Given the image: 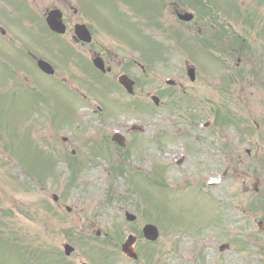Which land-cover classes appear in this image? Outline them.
<instances>
[{"label":"rangeland","instance_id":"374dc122","mask_svg":"<svg viewBox=\"0 0 264 264\" xmlns=\"http://www.w3.org/2000/svg\"><path fill=\"white\" fill-rule=\"evenodd\" d=\"M210 1L212 3L219 2L222 6V8H219L220 16L227 17L233 23V30H230L227 20H223L226 29L230 33L242 34L243 36H247L248 39L253 40L254 51L257 47H262V50H264L263 37H259L260 33L263 32L264 34V11L262 8L258 9L260 5L264 7V0ZM27 3L31 11H34L37 7H42L38 0H27ZM236 3L242 7L241 11L237 13L233 11ZM247 8L251 12H254L256 9L261 12L260 21L262 22H254V25L257 24L256 27H258L259 34L251 33V35H248L245 33V29L236 23L237 21L245 27L247 23L246 19H249L245 15L246 12L249 13ZM13 12L14 16L10 18L13 23L20 16L25 26L31 25L29 12ZM197 24L205 32L208 30V27L199 20H197ZM142 30H145V28L142 27ZM16 33L19 34V37L23 41L27 40V37L26 39L24 38L26 36L24 27H20V32L16 31ZM41 40L43 46L47 47L42 37ZM180 46L182 45L180 44ZM12 50L16 51L14 48ZM220 51L221 49L216 50V55L219 56ZM17 55L25 58L23 52H17ZM253 57L257 60H252L249 64V69L253 74L255 71V78L250 77L246 82L243 81L239 85H234L232 87V94L226 95H230L229 103H231V106L235 104L237 108V95L252 94L250 96L252 106L249 110L252 117L256 119L260 114H264V99L261 98L264 97V91L260 84L262 82L264 85V74H262L264 69L261 67L264 63L260 62L264 60V52L259 51L257 54L255 51ZM221 58L222 61L225 59V53L223 54L222 51ZM143 61L151 66V63L144 59ZM171 63L172 66L168 69V72H174V74L169 73L168 75L180 74L182 72V67L178 68L180 61L174 60ZM234 63L235 59L232 61V64ZM243 65L244 63L241 61L240 67ZM147 73H150V69L147 70ZM183 77L181 74L182 79ZM145 78L149 80H145ZM140 80H142L143 92L147 91L150 88L149 75H143ZM103 81L93 80L98 89H100L101 82ZM62 82L66 84V81ZM38 83L41 87L39 91L43 96L40 100H44L47 103L49 99H52L53 102L57 103L65 111L66 106L62 104L60 97L66 95V93L53 88V83L61 82H55L54 80ZM25 84L34 85L29 81ZM104 85L108 93L101 92L100 94L89 84L81 85L92 96V103L87 98L84 100L80 95L71 96L73 97V101L70 106L76 109V120L72 128H62L60 130L61 126H59L52 132L47 129L46 121H42L40 117L35 116L33 121H31V116L27 117L26 131H29L30 128V132L36 139H40V144L45 148L44 154L54 152L58 161L54 163L50 171L47 169L45 172L40 173L39 176L41 178L48 177L42 180L45 185L26 190L25 186H21L19 179V174L22 173V170L16 168L15 164L12 166V162L8 156H5L3 153L0 154V262L10 259L9 264H55V258L60 253L63 256V243L68 241L77 250L75 254L73 253L72 258L68 260L69 263L76 264L78 260H85L92 264H101L96 261L102 258L104 255L103 251H95L87 245L95 242L96 237H100L99 239L101 240L99 241H102L108 236L116 238L119 233L118 249H110L117 257L115 256L110 264H134L135 262L122 258L120 242H123L128 234L138 238L142 237L140 228L144 224L143 222L147 220L144 211L149 212L154 207L150 216L162 227L177 225L183 226L184 229L188 225L196 228L201 235L206 234L202 239H205L206 242L211 241L212 244H206V248L205 245H201L199 264H264L263 250L257 248L255 243L248 246L245 251L238 248L244 252L243 254L238 252L237 247L239 244L237 246L231 244L230 250L224 252L221 258L215 259L218 248L211 237L214 232L215 223L213 217H210L208 213V203L205 199V196L206 198L208 197V193L202 192L203 194H201V191L194 190V185L197 183L195 177L199 178V175L206 171L211 174L210 170H213L216 166L214 167L212 164H209L206 169L198 170L200 157L194 150L198 148V145L193 147L189 143L185 144V137H177V134H175L178 130L177 128H181L180 126L184 127V130L189 131V126L200 125L201 117L189 120L187 116V113L201 115L200 110L202 106L198 93L192 94L190 89L186 88L185 90L190 96L188 94H184L183 96L180 93H176L172 97H164L162 98V105L156 108L150 101L149 96H146L144 93L134 102L128 99L127 96L118 94L113 84L104 81ZM222 86L223 83L209 85V88L218 87L217 93H220V87ZM194 87L199 89V84H195ZM148 91L152 95L154 89ZM207 91L212 92L206 87ZM102 94L108 95L109 98L103 97ZM117 95L121 99L117 98ZM97 108H100L98 110L99 117L96 114ZM241 108L244 107L242 106ZM181 113H185V124L181 122L183 121L180 117L183 115ZM5 116L0 117V136L3 142L6 139L8 140L9 151H12L15 146L23 151L25 128L22 124V119L20 118L18 125L8 132L12 126L4 122L7 120ZM223 116L225 117L224 114ZM233 121L236 122L234 117ZM63 122L64 119L61 118L58 125ZM108 123L110 127H107ZM132 123L143 128V132L141 134H138V132L129 134L130 146L128 149H124L122 153L130 156L127 164L124 165L129 174H134V179L137 178V181L142 179L141 176L145 178L140 180L141 184L137 183L136 186H133L134 180L127 183L128 180L123 176L119 177L122 170L116 171L114 168L113 163L116 160L103 157L101 155L103 151L99 153L98 150L93 149L97 144V140H101V138L104 140L106 132L108 133L112 129L124 132ZM191 129L195 135H198L196 128ZM168 134H174L175 138H166ZM157 135L159 137V144L155 147L152 139ZM62 136L71 138L70 143L66 146L61 143L60 138ZM111 143L109 137V144L111 145ZM111 148V152L114 154L116 147L111 145ZM188 148L194 150L195 153L191 152ZM73 150L84 157H73L71 155ZM132 152L134 153L132 154ZM263 152L264 150H261L259 155ZM181 154H185L187 157L184 162L176 164ZM72 162L73 165L71 164ZM80 162L81 164H79ZM242 166L245 168V165ZM147 167L150 169L148 170L149 174H147ZM156 169H158L161 181L156 184L158 185V189L150 185L152 178L157 179V176L153 174ZM234 177L238 181L237 176L234 175ZM72 178H74L72 181H68ZM230 186L231 182L229 179L223 186L216 188L213 193L217 195L221 193L225 194L229 191ZM53 194L58 196L57 202L52 201ZM220 204L226 205L227 202L221 201ZM66 206L71 207L72 211L70 214H66ZM56 212H59V214ZM124 212L136 214L139 220L138 226L134 225L136 222L134 224H127ZM165 213H169L170 215V217L168 215V220L165 219ZM216 216L219 217L220 215L217 213ZM70 227L74 228L72 231H75L74 233L77 236L73 238L69 236ZM84 229L87 230L81 231ZM97 230H100L101 236H96ZM161 230L163 239L157 249L152 248L149 254H141V258L147 264H152L154 260L165 259L171 252L172 244L168 245L166 239H174V237H171V234L165 228ZM182 237H185V248H183L187 251L188 248L193 247L191 238L188 234ZM99 241L97 242L99 243ZM144 245L145 243L140 241L135 249L138 251L140 249L138 247H143ZM77 252L79 254L78 260L76 257ZM138 252L141 253L140 251ZM205 252L208 256L212 257L213 255L214 257L212 259H205ZM179 253H183V251L180 249L174 251L173 258L177 259L180 256ZM16 255H23L25 258L17 260L14 258ZM110 261L111 259L106 263ZM195 262L197 263L196 259L189 261L188 264H194Z\"/></svg>","mask_w":264,"mask_h":264},{"label":"flooded vegetation","instance_id":"af4514ba","mask_svg":"<svg viewBox=\"0 0 264 264\" xmlns=\"http://www.w3.org/2000/svg\"><path fill=\"white\" fill-rule=\"evenodd\" d=\"M38 2L42 6L44 22L46 17L50 16V18L53 17L54 20L61 21L63 24L64 32L49 31L55 38L52 45L58 59L62 57V53L66 52L76 65H81L85 60L92 64L95 58L100 57L103 60L106 76L118 80L120 75L125 74L138 87V74L130 70L144 69L141 61L135 55L140 46L134 41L135 39L140 43L141 17L142 12H144L141 10V0H38ZM199 2L200 0H153L154 13L152 14L153 17L150 16L149 19L155 22L158 28H153L152 31L167 34L170 30L178 29L201 34L202 30L195 20L197 11L193 12L196 8L195 5ZM199 21L203 23L205 20L199 19ZM211 29L215 30L213 25ZM67 43L70 45H65ZM239 53L241 54V52ZM233 57L236 59V65L232 67V70L237 69L242 61V58L235 54ZM168 60L158 56L154 58L153 62L154 64H163ZM183 63L185 71L188 68L194 69L195 76L192 83L199 84L201 98L216 100L218 87L209 88V85H215L217 79H222L220 76L221 62L215 60L210 72V67L201 68L190 59ZM152 79V84H161L159 74L156 71L152 72ZM183 84L185 82L182 83L178 80L176 85L164 86V88L185 93ZM206 87L212 91V94H205ZM192 90L195 91V87H192ZM155 94L161 96L162 92L159 90ZM133 96L135 97L136 93ZM241 101L248 104L249 98L246 97ZM240 113L237 120L238 128L233 131V136L224 146H216V142L222 138V131L217 125L221 117L218 108H203L204 124L196 136V140L200 142L199 151L202 160L206 163H212L214 167L216 166L214 171L210 170L215 176H219L221 165H226L223 167L224 177L220 179L217 186H210L212 177L209 176L203 179L201 187L203 190L213 192L230 179L234 184L232 185L234 189L229 194L232 203L231 212H241L245 218L242 224L236 220L233 221L231 215L228 220L223 221L221 217L223 212L216 210L214 205H209L208 213L210 217H213L214 223L218 218L221 224L227 227L215 226L214 229L219 230L213 237L215 239L218 237L235 241L241 225L244 226L247 236L254 233V225H257L260 230L256 234L264 233V210L261 211L260 209L264 202V189L261 188L264 185V180L262 181L260 176H253L250 169H247L249 171L247 172L245 169L239 168L250 160L262 159L259 157V149H264V123L263 120L258 123L253 120L250 111L247 109L241 110ZM206 173L207 171L203 174ZM234 175L237 176L239 184ZM208 199L211 202L215 200L211 195ZM256 210L258 214L254 215V218L248 219L249 213L251 211L254 213ZM217 213L220 215L219 217L216 216ZM231 228L233 230L230 231ZM196 234L197 236L201 235L198 231ZM197 254L198 252H195L193 256ZM179 264L184 263L180 262Z\"/></svg>","mask_w":264,"mask_h":264}]
</instances>
